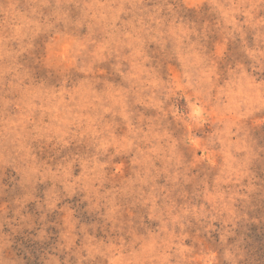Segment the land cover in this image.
Masks as SVG:
<instances>
[{
  "label": "clouds",
  "instance_id": "1",
  "mask_svg": "<svg viewBox=\"0 0 264 264\" xmlns=\"http://www.w3.org/2000/svg\"><path fill=\"white\" fill-rule=\"evenodd\" d=\"M0 264H264V0H0Z\"/></svg>",
  "mask_w": 264,
  "mask_h": 264
}]
</instances>
